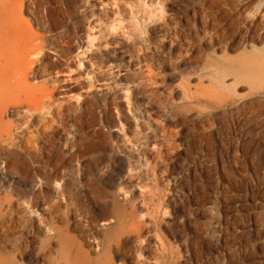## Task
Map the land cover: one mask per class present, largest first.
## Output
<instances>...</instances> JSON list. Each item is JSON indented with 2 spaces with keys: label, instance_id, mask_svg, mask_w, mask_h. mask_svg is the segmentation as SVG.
<instances>
[{
  "label": "rangeland",
  "instance_id": "1",
  "mask_svg": "<svg viewBox=\"0 0 264 264\" xmlns=\"http://www.w3.org/2000/svg\"><path fill=\"white\" fill-rule=\"evenodd\" d=\"M17 28L36 49L32 98L0 94L6 264H64L72 236L82 262L103 239L110 264H264V0H0V54Z\"/></svg>",
  "mask_w": 264,
  "mask_h": 264
},
{
  "label": "bare ground",
  "instance_id": "2",
  "mask_svg": "<svg viewBox=\"0 0 264 264\" xmlns=\"http://www.w3.org/2000/svg\"><path fill=\"white\" fill-rule=\"evenodd\" d=\"M19 3V2H17ZM12 5V4H11ZM20 5V4H19ZM37 5V4H36ZM44 8V7H43ZM42 11V10H41ZM37 13V12H36ZM39 16V15H38ZM50 17V16H49ZM48 17V18H49ZM47 18V21H48ZM22 24V23H21ZM45 24V23H44ZM47 25V23H46ZM15 36H17L16 40L18 43L15 47V49L11 52H4L3 54H0V63H7L5 65H2L0 67V94L2 92V89L5 88L6 85H14L17 89H20L23 92V95L25 96V98L27 99H31L33 96L32 91L29 89L30 87H28L25 84V79L28 75V73L30 72V64L32 63V58L29 57V54L31 52H33L36 49V44L31 42L30 39V34L28 35L27 31L22 30L21 28H17V30L14 32ZM0 36V43L4 42L5 44L8 43L9 39L7 40L6 37L3 38ZM43 41V40H42ZM52 42V41H51ZM43 43V42H42ZM52 47V45H51ZM86 53V52H85ZM87 57V56H86ZM42 58V57H41ZM44 58V57H43ZM89 59V57H87ZM41 60V59H40ZM261 63V61H259ZM86 67V66H85ZM9 68V69H8ZM34 68V67H33ZM259 70H261V67L258 68ZM262 72V71H261ZM14 99L13 101H17L20 100V98L18 96H15V94H13L11 97H7V101ZM108 103V102H107ZM34 117V116H33ZM23 120V119H22ZM41 120V119H39ZM48 120V118H47ZM45 123V122H44ZM30 127V126H29ZM42 128V127H41ZM35 131V130H34ZM38 131H40V129H38ZM36 132V131H35ZM32 133V132H31ZM30 133V134H31ZM40 134V133H39ZM23 143V142H22ZM22 145V144H21ZM40 145V144H39ZM34 146V145H33ZM45 146V145H44ZM24 147V145H23ZM15 149V148H14ZM74 152V151H72ZM36 153V152H35ZM49 153V152H48ZM79 153V152H78ZM77 153V155H78ZM46 155V154H44ZM33 156V155H32ZM35 156V155H34ZM38 157V156H37ZM56 157V156H55ZM36 158V157H35ZM45 158V157H44ZM37 160V158H36ZM58 160V159H57ZM86 183V182H85ZM80 188V187H79ZM87 188V187H86ZM97 192V191H96ZM76 195V194H75ZM74 195V196H75ZM86 197V196H85ZM87 198V197H86ZM37 199V198H36ZM50 199V198H48ZM69 199V198H68ZM4 200H11V198H7L6 195H1L0 194V223H3L7 213L2 211L1 208V204ZM60 203V201H59ZM58 202H56L55 200H50V202L47 203L46 208H53V209H57L58 208ZM65 205V204H64ZM132 206V205H131ZM74 209V208H73ZM71 210V209H70ZM58 211V210H57ZM75 211V210H73ZM21 213V212H20ZM54 213V212H53ZM51 213V214H53ZM100 214V213H99ZM71 215V212H70ZM59 217V216H58ZM74 217V215H73ZM105 217V216H104ZM27 218V217H26ZM21 220H23V217L20 218ZM58 219V218H57ZM64 219V218H62ZM31 220V219H30ZM48 226L45 228V233H44V238H43V246L47 245L51 240H53L56 236L57 238H60V236H62V234H60V232H62L61 228L52 220H48ZM106 221V220H104ZM20 222V221H19ZM47 220L45 218H41L39 219L38 223L36 224L37 229H40V227L46 223ZM63 222V221H62ZM76 221L74 220V223ZM82 222V221H81ZM84 222V221H83ZM87 222V221H86ZM23 223V222H22ZM88 223V222H87ZM61 224V223H60ZM71 224H73L71 222ZM78 224V222H77ZM89 224V223H88ZM32 225V223H31ZM3 226V225H2ZM61 226V225H60ZM74 226V225H73ZM90 226V225H89ZM107 226V225H106ZM129 227V226H128ZM64 230H66V228H63ZM71 229V228H70ZM80 230V229H79ZM83 230V229H82ZM86 231V230H85ZM89 231V230H88ZM93 232V231H92ZM70 233V232H69ZM119 235V234H118ZM121 235V233H120ZM89 237V236H88ZM115 237V236H114ZM114 239V238H113ZM83 240V239H82ZM72 241L73 243L68 244L65 243L64 248L60 249L58 252H56L57 255L60 254L63 256V258L65 257L64 264H110V260H109V244H105L103 239L97 240V246L98 249L94 252L93 256H90L89 253L87 251L84 252V256H85V262H82L80 260V256L77 253V251H75V254L71 253L70 251H72L73 247H74V242L75 238L72 236ZM114 241V240H113ZM114 243V242H113ZM86 244V243H85ZM77 245L79 246V243H77ZM112 245V244H111ZM80 247V246H79ZM112 252V251H111ZM92 253V252H91ZM7 258L6 257H0V264H6L7 263ZM62 263V262H61ZM50 264H58V259L56 257H54V259H52L50 261Z\"/></svg>",
  "mask_w": 264,
  "mask_h": 264
}]
</instances>
